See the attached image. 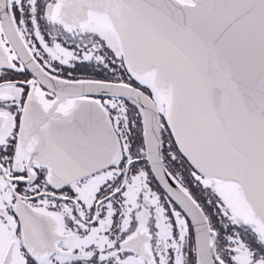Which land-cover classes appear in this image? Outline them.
I'll list each match as a JSON object with an SVG mask.
<instances>
[{
    "label": "snow or ice",
    "instance_id": "1",
    "mask_svg": "<svg viewBox=\"0 0 264 264\" xmlns=\"http://www.w3.org/2000/svg\"><path fill=\"white\" fill-rule=\"evenodd\" d=\"M0 264H264V0H0Z\"/></svg>",
    "mask_w": 264,
    "mask_h": 264
}]
</instances>
